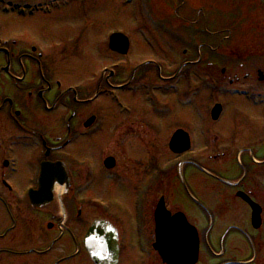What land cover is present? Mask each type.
<instances>
[{
  "label": "flooded vegetation",
  "instance_id": "1",
  "mask_svg": "<svg viewBox=\"0 0 264 264\" xmlns=\"http://www.w3.org/2000/svg\"><path fill=\"white\" fill-rule=\"evenodd\" d=\"M46 1L62 14L81 10L63 15L68 31L0 29V264H163L154 249L160 204L196 230L198 264H264V70L223 68L228 86H219L220 61L206 66L197 38L169 37L165 61L137 57L135 43L155 46L135 38L145 24L108 34L91 21L96 0ZM4 2L22 20L49 14L41 0ZM115 33L128 37L127 54L110 48ZM204 74L216 84L212 103L207 123L190 131L177 125L173 100L199 95ZM178 131L192 148L199 140L198 157L172 152ZM98 185L102 196L91 195ZM118 186L132 195L114 215L103 188Z\"/></svg>",
  "mask_w": 264,
  "mask_h": 264
},
{
  "label": "rangeland",
  "instance_id": "2",
  "mask_svg": "<svg viewBox=\"0 0 264 264\" xmlns=\"http://www.w3.org/2000/svg\"><path fill=\"white\" fill-rule=\"evenodd\" d=\"M12 1L14 0H9L11 3ZM156 1L159 2L160 0ZM167 2H165V7H176L178 14L171 10L163 12V8L160 5L158 9L154 8L153 0H135L131 5H125V0H96V10L91 13V21L97 22V28L99 30H108L109 34L110 29H132L139 15L140 18H137V21L149 24L143 13H151L157 10V14L151 13L153 14V20L154 22L164 20L169 23L167 28L173 34L171 38L188 36L189 39H195V34L189 32L187 27L182 26L184 23H181L179 19V17H189L191 22L199 21V24H186V26L191 30H199V37H197V39L199 38V56L202 55L204 57L206 66L211 62L206 61V57L211 55L210 53L215 55L226 53L227 56L229 54V56L232 54L238 56L237 70L239 71L264 70V0H183V3L176 0H167ZM0 7H2L1 4ZM0 11L2 10L0 9ZM80 11L75 6H72L69 10L73 16H78ZM69 12L65 11L62 14L54 11L53 15L48 17L36 16L35 18L22 20L18 16L5 14L2 11L0 12V29L3 35L9 34L13 37L20 30L24 31V33H33L35 37H37L41 29L48 30L49 34L53 33L56 28L59 30L63 29L62 32H64L69 29V20L67 16L63 15H69ZM135 15L136 18L133 17ZM158 34L162 35V37L158 36ZM158 34H156L157 40L152 35L150 36L152 40H155V46L151 52L140 51L139 45L135 43L134 55L137 57L140 55H153L156 59L158 57L165 61L166 58L164 56L167 55V51L174 47H170V35L166 37L162 32H158ZM135 38L140 39L138 36ZM188 38L185 40H188ZM203 44L206 46L201 47ZM212 49L216 50L212 52ZM145 50L147 51V48ZM249 61H251L250 64H248ZM240 66L243 68H240ZM221 68L224 67L221 66L219 69ZM230 69L228 71H233L231 66ZM217 75L222 79L220 76L221 70H218ZM207 76L204 74L203 90L202 87L199 88V95L183 90L180 97L173 100L172 111H176L178 114L177 125L185 126L190 131L198 132L199 127L207 123L206 109L212 103V90H208L206 87L216 85ZM227 78L229 77L222 79L221 82L216 80V83H219V86L228 85L226 83L223 84V81H226ZM189 100L191 103H189ZM228 102L229 100H226V104ZM254 114L253 111L250 112V117L253 120L257 117ZM230 118L232 119V113L228 112L225 116V121ZM259 121L263 122L264 116H260ZM255 122L260 124L258 120ZM197 125H199L198 128L196 127ZM78 145L72 150L74 155H79L77 151L79 150ZM195 146L196 148L192 150V154H189L188 157L196 158L199 156V140L195 142ZM81 154L86 155L83 150ZM100 188V185L96 186L90 194L98 197L102 196ZM103 191L102 198L110 206L111 213L114 215H117L119 211L121 212L120 204L125 203V200H129L126 196L132 195L131 191L125 193V189L119 186L112 193H109L106 188H103Z\"/></svg>",
  "mask_w": 264,
  "mask_h": 264
},
{
  "label": "water",
  "instance_id": "3",
  "mask_svg": "<svg viewBox=\"0 0 264 264\" xmlns=\"http://www.w3.org/2000/svg\"><path fill=\"white\" fill-rule=\"evenodd\" d=\"M115 35L113 39H116ZM112 43V48L114 47ZM261 80H264V73L260 74ZM220 109L219 107L213 110V119H217ZM178 135L175 136V138ZM179 147V142L173 139L171 148L175 153H183L189 150V141L186 139ZM44 193V190H41ZM41 194V195H42ZM157 244L162 260L166 264H196L199 254V241L197 236L190 230H185L187 227L183 224L181 228H174L178 224V218H169V214L161 207L157 213Z\"/></svg>",
  "mask_w": 264,
  "mask_h": 264
}]
</instances>
